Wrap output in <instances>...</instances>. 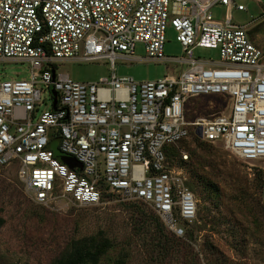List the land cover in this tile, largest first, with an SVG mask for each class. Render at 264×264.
Returning a JSON list of instances; mask_svg holds the SVG:
<instances>
[{
  "label": "built area",
  "instance_id": "2783aa9c",
  "mask_svg": "<svg viewBox=\"0 0 264 264\" xmlns=\"http://www.w3.org/2000/svg\"><path fill=\"white\" fill-rule=\"evenodd\" d=\"M217 5L247 11L239 0H0V59L32 66L30 79H0V167L16 163L40 205L95 206L114 194L149 205L185 238L199 200L166 148L198 136L258 164L264 204V54L247 25L214 18ZM169 26L181 58L165 55ZM138 44L145 60L186 69L150 81L118 76L117 60H137ZM198 48L219 50L221 61L196 58ZM66 61H109L112 74L78 82L58 73ZM197 96L230 100L228 113L188 120ZM55 141L82 167L66 165Z\"/></svg>",
  "mask_w": 264,
  "mask_h": 264
},
{
  "label": "rangeland",
  "instance_id": "374dc122",
  "mask_svg": "<svg viewBox=\"0 0 264 264\" xmlns=\"http://www.w3.org/2000/svg\"><path fill=\"white\" fill-rule=\"evenodd\" d=\"M239 3L247 11L217 5L214 18L224 22L231 17L234 24L247 25L252 42L264 54V0ZM177 35L169 26L168 58L184 56ZM146 57L144 45L138 44L137 60H117V75L150 81L186 69L173 61L154 62ZM195 57L221 61L219 50L213 49L198 48ZM56 68L78 82H97L112 74L109 61H66L57 63ZM31 74L29 62L0 59V79H30ZM47 104L44 109L51 108ZM230 104L219 96L190 97L187 119L228 113ZM198 139L193 136L166 148L170 162L185 169L188 185L199 200L198 220L191 226L195 235L185 239L175 238L157 225L158 216L149 205L126 202L114 194L95 206L40 205L19 180L16 163L0 167V216L5 219L0 229V264H56L74 243L95 236L111 243L99 264H264V205L258 164L242 160L222 143ZM183 151L190 155L187 163L180 159ZM58 157L67 161L66 165L74 163L69 156Z\"/></svg>",
  "mask_w": 264,
  "mask_h": 264
},
{
  "label": "trees",
  "instance_id": "16d2710c",
  "mask_svg": "<svg viewBox=\"0 0 264 264\" xmlns=\"http://www.w3.org/2000/svg\"><path fill=\"white\" fill-rule=\"evenodd\" d=\"M199 142H203V141L199 140ZM261 179H262V175H261ZM260 191H261V181H260ZM4 224H5V219L0 216V229L3 227ZM156 224L159 226L161 225L164 229H166L159 217H157ZM163 231L164 230L160 232ZM189 235L194 237L195 233L192 231L191 226H186L185 238H187ZM174 237L178 238L176 236ZM185 238H179V239H185ZM109 248H111L110 241L108 239H102L101 236L85 238L70 246L68 250H66L65 256L59 259L58 261H56V264H99L100 258L106 254Z\"/></svg>",
  "mask_w": 264,
  "mask_h": 264
},
{
  "label": "water",
  "instance_id": "95a60500",
  "mask_svg": "<svg viewBox=\"0 0 264 264\" xmlns=\"http://www.w3.org/2000/svg\"><path fill=\"white\" fill-rule=\"evenodd\" d=\"M54 95H55L54 109L56 110V109H57V93H54ZM198 135L201 136V132H198ZM51 146H53L52 148L57 152V155H58V156H59V155H65V156H69V157H71V158L74 159V163L71 162L70 164H68L71 168L82 167V165L76 160L75 157H73V156H71V155H67V154L61 153V152L59 151V149H58V141L53 142ZM54 146H55V147H54ZM66 162H67V161H66ZM66 162H64V163H66ZM66 164H67V163H66Z\"/></svg>",
  "mask_w": 264,
  "mask_h": 264
}]
</instances>
